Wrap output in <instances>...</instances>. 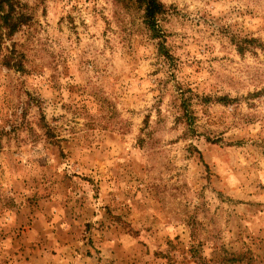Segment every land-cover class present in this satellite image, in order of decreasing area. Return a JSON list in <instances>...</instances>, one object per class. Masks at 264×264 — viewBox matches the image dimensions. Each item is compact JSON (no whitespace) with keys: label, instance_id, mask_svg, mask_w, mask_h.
Instances as JSON below:
<instances>
[{"label":"clouds","instance_id":"9594fccd","mask_svg":"<svg viewBox=\"0 0 264 264\" xmlns=\"http://www.w3.org/2000/svg\"><path fill=\"white\" fill-rule=\"evenodd\" d=\"M0 264H264V0H0Z\"/></svg>","mask_w":264,"mask_h":264},{"label":"rangeland","instance_id":"374dc122","mask_svg":"<svg viewBox=\"0 0 264 264\" xmlns=\"http://www.w3.org/2000/svg\"><path fill=\"white\" fill-rule=\"evenodd\" d=\"M54 206L55 205H53V207ZM41 207L44 210V212L42 213V215H41L40 219L37 221V223L33 224L31 219H29L28 222H26L23 225L22 231H28V230H30L33 227H36L37 230H43L47 225L53 223V221L56 218L54 216H50V215L44 214V213L50 212L51 208H49L46 204H42Z\"/></svg>","mask_w":264,"mask_h":264}]
</instances>
